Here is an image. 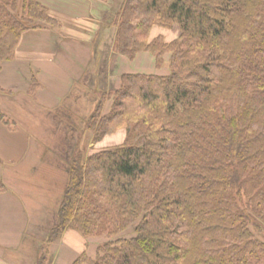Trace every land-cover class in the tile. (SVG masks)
<instances>
[{
    "label": "trees",
    "instance_id": "obj_1",
    "mask_svg": "<svg viewBox=\"0 0 264 264\" xmlns=\"http://www.w3.org/2000/svg\"><path fill=\"white\" fill-rule=\"evenodd\" d=\"M101 23L115 28L111 65L98 50L101 99L84 122L93 143L126 136L62 160L55 222L28 245L35 264H50L68 229L104 238L73 264H264V0H122ZM176 26L171 41L151 38ZM45 27L60 21L41 0H0V74L23 35ZM142 52L158 68L169 54L170 74L117 76L116 58ZM85 82L75 89L90 92ZM0 122L19 127L1 108Z\"/></svg>",
    "mask_w": 264,
    "mask_h": 264
},
{
    "label": "crops",
    "instance_id": "obj_2",
    "mask_svg": "<svg viewBox=\"0 0 264 264\" xmlns=\"http://www.w3.org/2000/svg\"><path fill=\"white\" fill-rule=\"evenodd\" d=\"M41 1L59 19L60 27L37 28L26 32L17 47L15 59L7 62L0 74V76L2 75L0 88L10 93L7 99H10L9 102L15 105L14 108L7 109L6 106H3L6 98L2 97L0 108L6 115L14 117L15 113H20L21 115L32 116L33 121L41 119L39 111L42 109L56 110L61 99L65 98L71 89L73 90L78 87V84L85 82L87 74H90L92 82H95V88L92 87V89L97 91L96 87L101 86L98 79L103 75L99 71L101 57L98 50L105 51L109 47L111 49L110 40L107 39V42V40L98 37V32L104 26L101 23V17L113 3H120L122 0ZM114 35L115 32L113 35L111 34L112 40ZM112 52L111 50L110 59L108 58L109 67ZM143 55L144 60H149L148 57H151L150 53ZM139 56L140 54L135 59L137 60ZM115 61L117 76L131 72L128 70L132 63L131 60L119 56ZM7 64L9 69L5 70ZM112 77L110 71L108 79L110 86ZM34 80L40 82L37 84L38 87L43 86V88L39 87L38 93L34 97H30L27 90L35 83ZM20 84H26L24 94L11 91L16 86L19 87ZM46 89L47 91L44 92ZM18 120L28 122L24 118ZM23 125H26L30 131L21 125H18L20 128H15L0 122V159L3 161V164L0 165V176L9 188L7 192L0 195V264H18L17 262L21 260L25 263L20 262V264H35L38 256L32 253L31 247L38 245L40 240L32 238L27 241L25 229L27 227L29 229L34 224L38 226L39 232L42 228L45 230L49 228L48 226H52L56 216H50L49 200L55 193L63 191L61 187L57 186V174L59 173L61 176L62 171L57 165L60 159H58L59 155L55 149L60 147L62 142L54 140V145L44 146L40 136H37L38 139L31 138L32 131H36L37 135L41 134L39 131L42 129L37 130L36 128L40 123L34 121L33 124L25 123ZM73 130L77 132L74 127ZM123 131V129L119 130L111 136L112 139L117 140ZM66 137L70 138L69 132ZM107 137L109 135L103 139L102 143L106 141ZM113 142L112 140L111 143L113 144ZM44 163H47L48 166L45 167ZM32 178L35 179L30 182L29 179ZM27 183H30V186H27ZM39 186L43 187L42 191L45 193H40V190L36 189ZM42 204L43 207L37 215ZM28 210L34 211V219L28 215ZM37 221L44 224H38ZM46 221L50 222L49 225ZM76 233V231L72 232L68 229L62 239L56 243L55 246L58 248L55 249L58 251L59 258L63 251L65 256L71 252L70 248H66V244L74 246L78 242L81 243L76 255L84 251L85 239ZM35 234L32 233L31 236L34 237ZM27 243L31 247H28ZM15 249H20V253L15 254L13 252ZM59 258L56 264H60Z\"/></svg>",
    "mask_w": 264,
    "mask_h": 264
},
{
    "label": "rangeland",
    "instance_id": "obj_3",
    "mask_svg": "<svg viewBox=\"0 0 264 264\" xmlns=\"http://www.w3.org/2000/svg\"><path fill=\"white\" fill-rule=\"evenodd\" d=\"M116 4H117V2H116ZM116 4L113 3L112 7H114V5H116ZM109 10L110 9H107L105 12L108 13ZM114 32H115V28H111V26L110 27L106 26V27H104V32H103L102 38L105 40H107V39L110 40L111 45H112L113 42H112L111 34L113 35ZM179 32L180 31H179L178 26H176L172 29H163L161 27H155L154 31L152 32L153 34L151 35V38H154L158 35H163L167 41H171V40L175 39L176 37H178ZM108 40H107V42H108ZM110 53H111L110 47H109V49H105V51L103 52V54L106 58H109ZM145 53H147V52L140 53V56L138 57L137 60L136 59L131 60L132 63L128 69L129 71H131V72H143V73H156L159 75L170 74V66H169L170 55L169 54H167L165 57L164 66L162 68H158V67H156L155 57L153 55L150 54L151 57H148L149 60L143 59L142 56H144L143 54H145ZM114 62H115V60H114ZM8 64L6 65L5 70L9 69ZM115 69H117L116 63H115ZM1 76H0V78H1ZM115 80H116V78H115ZM38 83H40V82L35 81L34 84H38ZM25 85L26 84H20L19 87L16 86L14 88V90H11V91H13L14 93H18V94L19 93L24 94L25 89H26ZM78 85L83 86L82 83L78 84ZM32 86L29 88V90H27V94L30 97H34L38 93V91H39L38 88L40 87V86L39 87L35 86L34 89H31ZM109 86H110L109 84H106L105 88L108 89ZM93 87L95 88L94 85H93ZM40 88L42 89L43 86ZM82 88L85 89V91L83 89H79V90H77V89L72 90L71 89L69 91V94L65 98L61 99L59 106L57 105L58 108L55 107V108H57L56 110H54V109H51V110L42 109V111L40 110L39 111V116L41 117V119L39 118L40 121L38 119H36L34 121L36 123H37V121L40 123V125H37L36 128H37V130L42 129L41 131H39V133H41V134L37 135L36 131L31 132V138L38 139L37 136H40V138L43 139V142L41 141V143L44 146L49 147V145H54L53 144L54 140L57 142H62L61 146L60 147L58 146L55 149L57 150L56 152L59 155L58 159H60V162L58 161L57 165L59 166V169L62 171L61 173L63 175V176L62 175L60 176L59 173L57 174V178H56V179H58V185L57 186L61 187V189H63V190H64V187H65L66 181H67V165L65 163L66 162L65 158L67 155L71 156V154L74 152L73 149H77V147L83 146L86 148V152L90 153V152L97 151V150L113 148V147H116V146L122 144L124 141L123 139H125L124 136H126V131L124 130L123 133H120V135L117 137V140L112 139L111 136H113V135H109V137H107V139L104 143H102L103 140H101L99 142H95V143H93L90 140L91 138H90V135L87 131L84 120H86V117H88V115H90L93 112V110L95 109V107L97 105V100L101 99V92L98 90V86L96 88L97 91H95L94 89H90V92H88L86 90V86H84ZM46 91H47V89L44 92H46ZM9 94L10 93H8L6 91L0 90V99L2 97L6 98L5 105H3V106L4 107L6 106L7 109H10V107L11 108L15 107V105L13 103L9 102L10 99H7V96ZM8 116L10 119H12L13 121H15L17 123L16 125H21L23 128H25L28 131H30V130L27 128L26 125H23V124H25V123L26 124H31V123L33 124L34 123L32 116H29V115H21L20 113H15L14 117L11 115H8ZM20 118H24V120L27 119L28 122L23 121V122H25V123H23L22 121L18 120ZM73 127L77 129V132H75L73 130ZM18 128H20V126ZM70 128H71V131H70ZM67 129L69 130V136H70L69 139L66 137V134H68ZM63 135H65L64 138H63ZM72 137H74V138L72 139ZM44 138H45V141H44ZM62 138H63V140L60 141ZM112 140L114 141L113 144L111 143ZM93 144H95V146H93ZM50 156H52V155H50ZM62 160L65 162H62ZM44 165H45V167L48 166L47 163H44ZM10 166H12V165H10ZM35 178H37V177H35ZM35 178L29 179V181L32 182V180ZM27 186H30V183H27ZM36 189L40 190L39 191L40 193H45L42 191L43 187L39 186V187H36ZM62 195H63V191H60L58 193H55L53 196H51V198L49 200V212H50L51 217H55V214L59 208V204H60V200L62 198ZM43 204L38 209L37 215L39 214L41 208L43 207ZM28 215L34 219V211L33 210H28ZM36 223L44 224L43 222H39V221H37ZM46 223H47V225H49L50 222L46 221ZM50 226H48V227H50ZM37 229H38V226H35L34 224L29 229H28V227L25 229V237H27L26 238L27 241H29L31 239L32 233L39 234ZM42 229H44V228H42ZM47 230H48V228L45 229V231H47ZM69 230H72V232H75L73 229H69ZM132 233H133V231L131 229L129 235H131ZM103 241H104V238L102 236H96V237H93L90 239H85L84 250H86L90 256L95 257L96 253H97L96 252L97 247ZM40 242H43V241L40 240ZM28 245H30V244L27 243V246ZM55 245L56 244H54L53 247H51L52 245H50L51 254L54 255L53 258L51 259L50 264H56L57 259L59 258L58 251L55 249L58 247H56ZM41 247H42V243H41ZM80 247H81V243H79V242L76 243L74 246H69L68 244H66V248H70L71 252L65 256L64 251H63V254H61V256L59 258L60 264H63V263L73 264V262L77 259L76 257H78V255H80V254L76 255L78 252V249ZM44 251H46V249H44ZM13 252L15 254L20 253V249H15V250H13ZM40 252L42 253V250ZM38 258H39V256L37 257V259ZM20 262L25 263V261H23V260H21L17 263L20 264Z\"/></svg>",
    "mask_w": 264,
    "mask_h": 264
}]
</instances>
